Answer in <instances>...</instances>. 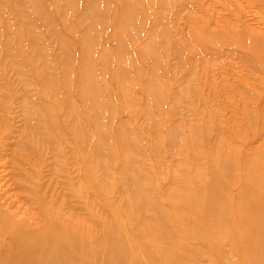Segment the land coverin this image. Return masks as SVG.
<instances>
[{
    "label": "rangeland",
    "instance_id": "1",
    "mask_svg": "<svg viewBox=\"0 0 264 264\" xmlns=\"http://www.w3.org/2000/svg\"><path fill=\"white\" fill-rule=\"evenodd\" d=\"M174 1L171 17L161 23L160 6L168 13L173 0H0V112L12 113L16 129H27L22 112L37 107L32 97L44 93L52 104L59 94L61 114L69 113L84 131L78 134L83 141L66 149H100L95 158L91 154L87 177L68 155L53 171L42 168L41 180L56 184L52 209L89 198L91 210H80L71 221L95 231L89 215L104 222L111 213L124 226L138 219L151 227L163 209L170 225L153 233L171 234L182 259L191 250L214 248L225 253L214 254L221 258L214 264H235L229 228L220 212L205 211L204 194L215 187V171L223 187L249 188L248 197L259 188L264 198V74L243 66L240 57L209 55L192 36L194 0ZM203 1L210 10L232 6V0ZM5 125L1 118L0 129ZM224 162L231 166L229 181ZM15 166L0 153V184L16 204L36 211L17 194L25 182ZM206 252L209 263L213 254Z\"/></svg>",
    "mask_w": 264,
    "mask_h": 264
},
{
    "label": "bare ground",
    "instance_id": "2",
    "mask_svg": "<svg viewBox=\"0 0 264 264\" xmlns=\"http://www.w3.org/2000/svg\"><path fill=\"white\" fill-rule=\"evenodd\" d=\"M121 1L125 5L127 0ZM174 2L168 4V13L166 5L160 6L158 19L161 23L165 17H171ZM194 2L196 5H193L189 16L192 36L205 45L209 55L218 58L240 57L243 66L264 74V0H232V6L211 7V10L203 0ZM141 5L145 12V3ZM123 21H126V17H123ZM165 30L163 27L160 32L166 33ZM64 48L70 54L72 46L66 43ZM82 77L79 76L80 81ZM43 94L37 99L32 97L31 106L35 105L36 108L33 106L30 110L24 107L23 126L27 129H16L12 113L0 112L6 124L5 129H0V153L10 158L25 182L18 186L17 194L25 197L30 207L36 208V211H32L27 206L16 204L15 197L8 192L5 184H0V264H203L206 263L203 261L206 251L213 254L206 264L221 262V258L215 260L214 254L224 256L225 253H217L214 248L191 250L190 258L182 259L179 253H183V249L171 244V234L155 237L154 228L165 229L170 225L163 209L158 214L156 224L151 227H142L138 219L124 226L123 221L107 211L104 222L87 215L99 231L71 221L74 215L90 205L87 202L89 198L83 202L76 200V203H82L80 206L68 203L65 209L61 207L63 204H54L56 208L52 209L54 200L51 190L55 189V183L41 180L42 168L47 166L53 171L59 161H64L68 155L78 165L79 175L87 177L93 171L91 154L94 156L101 151L96 146L87 148L86 154L76 146L66 149L74 140L76 145L83 141L78 138V134L84 132L83 128L72 121L69 113L67 116L65 113L66 117L61 114L59 94L54 95L52 104L46 102ZM23 98L29 100V96ZM98 135L100 139L104 138L102 133ZM80 165L84 167L83 171L79 169L82 168ZM223 166L224 180L229 181L231 166L227 162ZM212 179L211 184L215 187L204 194L208 200L205 211L209 214L220 212L219 221L229 228V241L236 245L238 251L234 263L264 264V198L257 191L259 188L254 197H248L249 188L231 191L218 183L215 171L212 172ZM70 184L77 185L74 181ZM88 195L92 194L88 192ZM141 196L145 197V194ZM152 206L153 209L157 207L154 202ZM125 212L135 217L132 215L135 211L125 209ZM31 220H35V223L41 220L42 223L33 225ZM137 242L142 243V249L135 247Z\"/></svg>",
    "mask_w": 264,
    "mask_h": 264
}]
</instances>
